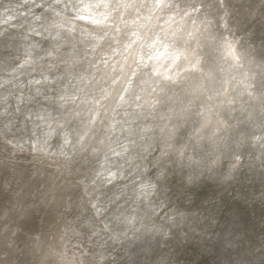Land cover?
Listing matches in <instances>:
<instances>
[{"label": "clouds", "instance_id": "9594fccd", "mask_svg": "<svg viewBox=\"0 0 264 264\" xmlns=\"http://www.w3.org/2000/svg\"><path fill=\"white\" fill-rule=\"evenodd\" d=\"M205 258L264 264V0H0V264Z\"/></svg>", "mask_w": 264, "mask_h": 264}, {"label": "bare ground", "instance_id": "6f19581e", "mask_svg": "<svg viewBox=\"0 0 264 264\" xmlns=\"http://www.w3.org/2000/svg\"><path fill=\"white\" fill-rule=\"evenodd\" d=\"M240 213L242 214L241 218L242 220L245 222V224H250L251 223V217L248 215V211L245 208H239ZM199 253H197L195 250H193V254L192 256H189V259H193L195 257V255H198ZM202 264H207V258H205V260L202 262Z\"/></svg>", "mask_w": 264, "mask_h": 264}]
</instances>
